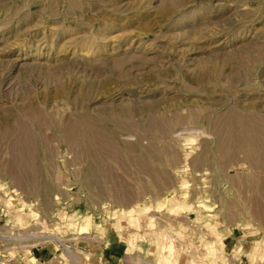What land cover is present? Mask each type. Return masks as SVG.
<instances>
[{"label":"rangeland","instance_id":"rangeland-1","mask_svg":"<svg viewBox=\"0 0 264 264\" xmlns=\"http://www.w3.org/2000/svg\"><path fill=\"white\" fill-rule=\"evenodd\" d=\"M101 247L264 264V0H0V264Z\"/></svg>","mask_w":264,"mask_h":264},{"label":"crops","instance_id":"crops-1","mask_svg":"<svg viewBox=\"0 0 264 264\" xmlns=\"http://www.w3.org/2000/svg\"><path fill=\"white\" fill-rule=\"evenodd\" d=\"M95 251L96 250H94V251H92L90 253L91 254V257L93 259V260L91 259V261H90L91 263H100V264H118V263L120 264L121 263V259H118V257L121 258L122 253L121 254H118V252H116L113 249L101 247L100 248V251H99L100 254H101V257H100V260L98 261V259H97L98 254H95ZM49 252H50L51 256L56 255L59 258L61 257L60 256V253L58 252V250H55L53 247H51L49 249ZM40 256L42 257L43 255H40ZM63 263H64V261H63ZM6 264H11V263L9 262V263H6ZM18 264H24V262L21 261Z\"/></svg>","mask_w":264,"mask_h":264},{"label":"built area","instance_id":"built-area-1","mask_svg":"<svg viewBox=\"0 0 264 264\" xmlns=\"http://www.w3.org/2000/svg\"><path fill=\"white\" fill-rule=\"evenodd\" d=\"M58 245H59V246H62V245H60V243H59ZM62 247H63V246H62ZM62 247H61V248H62ZM62 249H63V248H62ZM47 261H48V260L45 261L44 259H41V260H40V263H41V262H42V263H43V262H47ZM20 262H21V261H20ZM6 263H8V262H6ZM6 263H4V264H6ZM93 264H98V263H93ZM99 264H100V263H99Z\"/></svg>","mask_w":264,"mask_h":264},{"label":"bare ground","instance_id":"bare-ground-1","mask_svg":"<svg viewBox=\"0 0 264 264\" xmlns=\"http://www.w3.org/2000/svg\"><path fill=\"white\" fill-rule=\"evenodd\" d=\"M130 240V239H129ZM130 242H131V240H130ZM129 243V242H128Z\"/></svg>","mask_w":264,"mask_h":264}]
</instances>
